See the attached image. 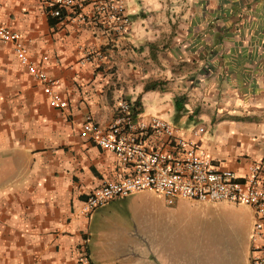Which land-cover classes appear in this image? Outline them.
<instances>
[{"label":"crops","instance_id":"1","mask_svg":"<svg viewBox=\"0 0 264 264\" xmlns=\"http://www.w3.org/2000/svg\"><path fill=\"white\" fill-rule=\"evenodd\" d=\"M51 1L0 0V22L20 33L68 102L51 107L0 44V264H77L83 250L94 264H250L255 214L244 204L168 205L141 191L108 202L114 223L91 229L100 208L80 214L86 194L128 169L80 129L87 116L105 128L118 100H138L139 117L176 125L219 170L243 176L264 162V0H125L124 34L91 19V5L86 22L67 12L53 22ZM145 193L163 200L167 217L141 216L153 208ZM188 205L239 216L179 232L172 223Z\"/></svg>","mask_w":264,"mask_h":264},{"label":"built area","instance_id":"2","mask_svg":"<svg viewBox=\"0 0 264 264\" xmlns=\"http://www.w3.org/2000/svg\"><path fill=\"white\" fill-rule=\"evenodd\" d=\"M91 5L93 19L104 22L119 34L130 25L125 0H53L48 14L63 19L87 21L84 9ZM0 44H10L19 65L38 81L48 104L65 110L67 100L58 91V81L30 59L20 33L0 22ZM203 129L199 128L198 132ZM80 135L111 152L127 167L125 176L107 180L86 194L79 213L88 215L108 202L141 191L160 193L166 204L178 199L196 202L227 201L250 206L255 214L251 232L250 264H264V162L251 163L243 176L217 169L211 158L186 138L176 125L159 117H139L133 103L118 100L115 116L107 127L96 124L90 116L82 123ZM77 264H94L83 250Z\"/></svg>","mask_w":264,"mask_h":264},{"label":"rangeland","instance_id":"3","mask_svg":"<svg viewBox=\"0 0 264 264\" xmlns=\"http://www.w3.org/2000/svg\"><path fill=\"white\" fill-rule=\"evenodd\" d=\"M141 195H144V197L146 198V202L147 201L151 202V204L153 205L152 213H149V211L145 212L141 210L140 211L141 216L143 217L148 216L147 218H152V217L155 218L157 216L167 217L166 211L162 209L163 200L161 198L153 195L152 193H145ZM179 200H183V199H178L177 201ZM198 203H206V202H198ZM105 206L106 205L99 207L100 209H98L95 212V215H93L90 221L91 229H94V227L98 225V222H101V221H103L102 225L104 226L112 225L114 223L115 219L105 220V219H109L106 217ZM219 215H223L228 218L239 216V214L226 210V209L219 210V209H213V208H200V207L196 208V207H192L188 205V206H184L178 209V212L176 213L178 223L176 224L172 223V226H176L178 228L180 227L179 232H183V231L187 232L188 230L190 232H193V230H195L193 225L196 224L198 220L206 221V217L209 218V217H215ZM98 218H101V220H97ZM186 221H188V223ZM119 224L123 226L122 222ZM129 225L133 226V223L131 222L129 223ZM135 225H136V228H138L139 223L136 222Z\"/></svg>","mask_w":264,"mask_h":264},{"label":"trees","instance_id":"4","mask_svg":"<svg viewBox=\"0 0 264 264\" xmlns=\"http://www.w3.org/2000/svg\"><path fill=\"white\" fill-rule=\"evenodd\" d=\"M50 17V20L53 21V22H57L59 19L58 18H55V17H52V16H49ZM156 86V83H152V84H146L145 86V89H152ZM133 110L134 112L137 114V113H140L141 112V104L138 100H135L133 102ZM180 110V106L178 104L175 105V111L176 113Z\"/></svg>","mask_w":264,"mask_h":264}]
</instances>
